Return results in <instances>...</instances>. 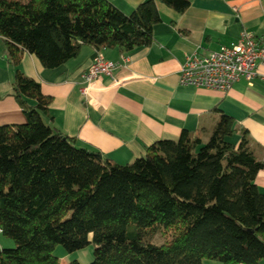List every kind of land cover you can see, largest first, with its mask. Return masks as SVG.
Listing matches in <instances>:
<instances>
[{
  "label": "trees",
  "instance_id": "1",
  "mask_svg": "<svg viewBox=\"0 0 264 264\" xmlns=\"http://www.w3.org/2000/svg\"><path fill=\"white\" fill-rule=\"evenodd\" d=\"M157 1L125 14L110 0H0L12 94L26 117L0 125V229L15 242L0 249V264H62L57 245L71 253L91 243L88 264L264 260V190L256 183L263 162L232 116L217 110L208 135L183 130L119 164L48 125L53 97L22 71L24 52L56 68L85 44L123 51L150 45L163 20ZM160 1L179 13L190 6ZM159 231L170 239L155 243Z\"/></svg>",
  "mask_w": 264,
  "mask_h": 264
},
{
  "label": "crops",
  "instance_id": "2",
  "mask_svg": "<svg viewBox=\"0 0 264 264\" xmlns=\"http://www.w3.org/2000/svg\"><path fill=\"white\" fill-rule=\"evenodd\" d=\"M110 1L131 14L144 0ZM157 5L163 20L154 25L148 46L123 51L85 44L77 56L56 68L45 67L35 54L24 52L22 71L53 97L50 115L44 120L63 135L76 138L79 145L128 164L145 154L149 145L162 138L178 139L183 130L208 135L220 110L249 132L253 150L263 162L256 183L264 190V64L258 66L253 82L240 79L226 92L180 83L184 60L196 49L218 50L240 41L243 32L264 41V0H190L184 13L160 0ZM98 51L118 66L112 76L100 75L83 93L87 85L83 74ZM12 79L14 68L0 35V125L26 121L12 94ZM230 140L238 144L241 132ZM11 243L0 230V249ZM79 253L75 259L82 263L93 260L91 252Z\"/></svg>",
  "mask_w": 264,
  "mask_h": 264
},
{
  "label": "built area",
  "instance_id": "3",
  "mask_svg": "<svg viewBox=\"0 0 264 264\" xmlns=\"http://www.w3.org/2000/svg\"><path fill=\"white\" fill-rule=\"evenodd\" d=\"M264 64V41L254 34L243 32L240 41L222 45L218 50L189 54L181 68L180 83L195 87L228 91L234 82L245 79L253 82L258 74V66ZM118 63L108 60L98 51L93 63L83 74L87 84L100 75L112 76ZM1 230V229H0Z\"/></svg>",
  "mask_w": 264,
  "mask_h": 264
},
{
  "label": "rangeland",
  "instance_id": "4",
  "mask_svg": "<svg viewBox=\"0 0 264 264\" xmlns=\"http://www.w3.org/2000/svg\"><path fill=\"white\" fill-rule=\"evenodd\" d=\"M170 236H171V233H169V232L159 231L154 235L153 240L155 243L161 244V243L166 242V240L168 241L170 239ZM10 240L12 243L6 245L5 247H14L15 246L14 240L13 239H10ZM94 249H95L94 244L91 243L90 245H88L87 247H85L83 249L69 253L63 247V245L59 244L56 246L54 254L59 256V258H61V260L70 262V261L74 260L75 258H77L78 256H80L79 252H91V255H92L94 252ZM202 263L203 264H222V262L219 260L208 259V258H205V260L203 259ZM82 264H85V263H82Z\"/></svg>",
  "mask_w": 264,
  "mask_h": 264
}]
</instances>
